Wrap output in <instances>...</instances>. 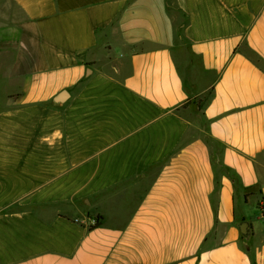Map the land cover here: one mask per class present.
<instances>
[{
    "label": "crops",
    "instance_id": "1",
    "mask_svg": "<svg viewBox=\"0 0 264 264\" xmlns=\"http://www.w3.org/2000/svg\"><path fill=\"white\" fill-rule=\"evenodd\" d=\"M257 59L264 0H0V264H264Z\"/></svg>",
    "mask_w": 264,
    "mask_h": 264
},
{
    "label": "water",
    "instance_id": "2",
    "mask_svg": "<svg viewBox=\"0 0 264 264\" xmlns=\"http://www.w3.org/2000/svg\"><path fill=\"white\" fill-rule=\"evenodd\" d=\"M237 226L241 232L243 243L246 246L251 248L252 247V236L254 234V228H253L252 222L250 220L245 219V220L238 222Z\"/></svg>",
    "mask_w": 264,
    "mask_h": 264
},
{
    "label": "rangeland",
    "instance_id": "3",
    "mask_svg": "<svg viewBox=\"0 0 264 264\" xmlns=\"http://www.w3.org/2000/svg\"><path fill=\"white\" fill-rule=\"evenodd\" d=\"M181 66V70L184 72V74H186V71H185V67L181 64L180 65ZM202 98H200V99H197L196 100V102L199 104V105H201L202 104ZM193 134L195 135L196 134V130L194 129L193 130ZM212 146L213 147H216V145L215 144H212ZM251 211H249L248 212V216H253V215H251V213H253L254 214V218H255V216H257V214L259 213V215H260V211H259V209H258V211L256 210L258 207L257 206H254L253 204L251 205ZM94 223H97V218H94Z\"/></svg>",
    "mask_w": 264,
    "mask_h": 264
},
{
    "label": "trees",
    "instance_id": "4",
    "mask_svg": "<svg viewBox=\"0 0 264 264\" xmlns=\"http://www.w3.org/2000/svg\"><path fill=\"white\" fill-rule=\"evenodd\" d=\"M252 55V54H251ZM257 62L259 63V65H261V66H264L263 64H262V62H261V60L260 59H257ZM207 141L209 142V144H215L216 145V147H214L215 149H217V147H218V143L214 140V139H212V137H210V136H207ZM217 150H216V155H215V160H216V157H217ZM98 221H97V224H98V222H100V219H101V216L99 215L98 217Z\"/></svg>",
    "mask_w": 264,
    "mask_h": 264
},
{
    "label": "built area",
    "instance_id": "5",
    "mask_svg": "<svg viewBox=\"0 0 264 264\" xmlns=\"http://www.w3.org/2000/svg\"><path fill=\"white\" fill-rule=\"evenodd\" d=\"M260 208H261V216L264 218V204Z\"/></svg>",
    "mask_w": 264,
    "mask_h": 264
}]
</instances>
